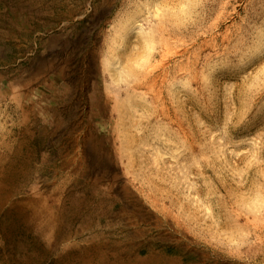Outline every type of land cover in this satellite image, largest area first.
<instances>
[{
	"label": "rangeland",
	"instance_id": "rangeland-1",
	"mask_svg": "<svg viewBox=\"0 0 264 264\" xmlns=\"http://www.w3.org/2000/svg\"><path fill=\"white\" fill-rule=\"evenodd\" d=\"M0 264H264V0H0Z\"/></svg>",
	"mask_w": 264,
	"mask_h": 264
}]
</instances>
